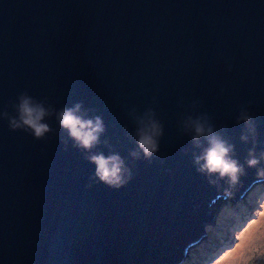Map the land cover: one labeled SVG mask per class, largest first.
I'll return each instance as SVG.
<instances>
[{"label":"water","instance_id":"water-1","mask_svg":"<svg viewBox=\"0 0 264 264\" xmlns=\"http://www.w3.org/2000/svg\"><path fill=\"white\" fill-rule=\"evenodd\" d=\"M22 91L57 109L83 101L106 126L110 147L96 151L118 152L133 178L120 189L91 179L54 117L44 140L0 120V264H180L227 185L195 171L178 120L199 101L243 163L245 106L264 147V0H0V111L14 115ZM133 106L164 124L150 163L128 155ZM246 172L233 200L264 183Z\"/></svg>","mask_w":264,"mask_h":264},{"label":"clouds","instance_id":"clouds-1","mask_svg":"<svg viewBox=\"0 0 264 264\" xmlns=\"http://www.w3.org/2000/svg\"><path fill=\"white\" fill-rule=\"evenodd\" d=\"M154 103L155 98H153ZM9 104L15 114H10L5 108L0 111V120L7 121L10 131L20 130L30 134L36 140H44L49 133L55 131L47 122L54 117L57 127L66 134L67 139L63 141L65 146L67 141L71 140L72 146L85 153L84 159L94 165L91 179L98 180L109 188L120 189L133 178L132 169L118 152L109 151L106 155L102 151H96L97 146L101 144L110 147L107 139H101L105 134L106 126L100 115H89L92 110L86 109L83 101H77L70 107L57 109L48 103L47 98L37 99L29 95L27 91H22L15 101H9ZM181 106H183L182 101ZM199 106V101H193L187 106L178 120L179 131L189 135L193 148L199 150L192 153V165L195 171L202 175L210 186L221 188V181H223V184L227 185L223 188V195L231 198L233 189L240 184L241 177L247 174L246 169H255L257 177L264 178V147L257 151L256 123L248 108L242 106L235 117V123L243 124L240 142L250 143L251 147L248 148L244 162L241 163L236 158L235 145L224 135L225 126L221 125L218 129L207 112L197 111ZM127 115L135 125L134 131L130 134L125 129L126 134L130 135L135 144V148L129 151L128 155L132 160L143 159L150 163L159 152L164 124L152 106L144 108L143 111H138L133 106L129 108ZM256 186L246 191L256 189ZM246 191L240 197L244 202ZM253 196L254 198L264 196V191L257 190ZM236 200L242 201L234 199L233 202H228L229 206L234 205ZM216 226L224 227L225 225L217 220ZM212 227V225H205V230L211 231ZM206 238L205 233V237L199 241L198 245ZM258 243H264V241L257 239L250 241L252 245ZM225 247L227 245L222 246L216 254ZM185 259H183L184 264L191 262ZM252 259L254 257L248 254L246 249L241 250L239 264H249Z\"/></svg>","mask_w":264,"mask_h":264},{"label":"rangeland","instance_id":"rangeland-1","mask_svg":"<svg viewBox=\"0 0 264 264\" xmlns=\"http://www.w3.org/2000/svg\"><path fill=\"white\" fill-rule=\"evenodd\" d=\"M256 186V189L248 192V195L245 197V202L238 201L234 205L229 206L228 202H232L233 199L229 201H223L218 205V210L215 211L214 221L210 224L212 225L211 231H206L204 226V237L205 233L207 234L206 240L200 242V244L195 246V248L190 249L189 254L185 260L192 261L194 259L197 264H239V255L234 253L237 248V241L239 235L247 229L252 223L259 221L264 213V196L255 197L253 194L257 190L264 191V183ZM211 207L209 208V211ZM221 221L225 226L219 227L216 226V221ZM257 240L264 241V220L258 226L256 230ZM215 241V242H214ZM231 246V248L223 251L221 254H216L222 246ZM247 250L248 254L252 255L254 259L249 261V264H264V243H258L251 245L250 248H242L241 250ZM234 253V254H233Z\"/></svg>","mask_w":264,"mask_h":264},{"label":"bare ground","instance_id":"bare-ground-1","mask_svg":"<svg viewBox=\"0 0 264 264\" xmlns=\"http://www.w3.org/2000/svg\"><path fill=\"white\" fill-rule=\"evenodd\" d=\"M251 189V188H250ZM250 191V190H249ZM248 191V192H249ZM252 191V190H251ZM230 199H233L232 197L231 198H225V199H221L220 202L216 203V201L212 204L211 207V210L214 208L216 211L218 210V205L221 204V202L223 201H229ZM236 199H242V198H236ZM234 201V200H233ZM230 203H228L229 205ZM263 209H264V206H263ZM210 210V211H211ZM264 220V213L261 217H259V221L255 222V223H252L250 224L249 226H247V229L244 230L240 235H239V238H238V241H237V248L235 249L234 253H236L237 255H234V256H238L241 252V249L242 248H250L252 244H250V241L252 239H258L257 236H256V230L258 229V226H260V224L262 223V221ZM233 253V254H234ZM188 256V253H186L184 255V258H187Z\"/></svg>","mask_w":264,"mask_h":264},{"label":"trees","instance_id":"trees-1","mask_svg":"<svg viewBox=\"0 0 264 264\" xmlns=\"http://www.w3.org/2000/svg\"><path fill=\"white\" fill-rule=\"evenodd\" d=\"M260 258H264L263 256H259Z\"/></svg>","mask_w":264,"mask_h":264}]
</instances>
